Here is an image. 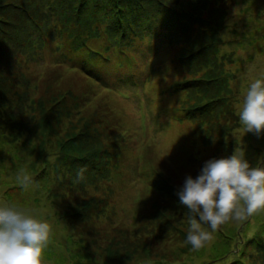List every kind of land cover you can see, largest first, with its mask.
<instances>
[{"label": "rangeland", "instance_id": "obj_1", "mask_svg": "<svg viewBox=\"0 0 264 264\" xmlns=\"http://www.w3.org/2000/svg\"><path fill=\"white\" fill-rule=\"evenodd\" d=\"M152 1L149 25L122 45L86 32L80 45L51 0L0 1L12 4L6 22L20 21L19 7L43 12L24 29L57 28L60 44L46 49V34L34 50L42 59L30 61L0 39V56L15 63L2 102L12 66L0 57V203L50 225L41 264H264V210L229 220L193 251L176 195L209 159L244 146L250 165L264 158V133L244 132L238 116L248 86L264 79V0ZM4 118L28 128L2 129Z\"/></svg>", "mask_w": 264, "mask_h": 264}, {"label": "clouds", "instance_id": "obj_2", "mask_svg": "<svg viewBox=\"0 0 264 264\" xmlns=\"http://www.w3.org/2000/svg\"><path fill=\"white\" fill-rule=\"evenodd\" d=\"M238 116L244 132L257 137L264 133V79H256L248 86ZM83 173L81 169L77 174L78 181L84 178ZM18 182L27 189L33 181L25 175ZM176 195L187 209L186 243L198 251L229 220L243 222L264 210V158H258L252 166L241 150L209 159L195 178L185 176ZM49 234L47 222L15 205L0 203V264H41Z\"/></svg>", "mask_w": 264, "mask_h": 264}, {"label": "trees", "instance_id": "obj_3", "mask_svg": "<svg viewBox=\"0 0 264 264\" xmlns=\"http://www.w3.org/2000/svg\"><path fill=\"white\" fill-rule=\"evenodd\" d=\"M51 1L53 2L54 8V10L51 11V15L56 18H63V23L68 22L75 25L73 29H69V35L73 38V40H78L80 45L84 44V40L80 37L81 33L83 32L92 35L107 33L110 36H113L115 40L121 42V45L123 39L124 41L128 42L129 38L135 37L139 33H143L145 28L149 25L148 23L150 22H146L144 16L147 13H151L148 6L153 2L152 0ZM11 6L12 4L9 3H0V39L5 41L3 42L5 46H7V43L9 42V44L20 51L21 54H23L22 56H26V54H28L30 61H32L38 54L40 59H42L43 52L34 50L38 47L43 46V39L46 34L53 35V42L50 45H59V42H57V38L59 37V31H57V28L54 31V34L50 33L53 32V30L50 28H47V32H39L34 26H29L28 28L24 29V24L26 22L33 21L34 19L40 20V18L43 16V12H38V10L36 9L26 11L25 7H19L16 9V11H13V15H17L20 18V21L18 23H10L4 21L3 17L12 15L11 13H7ZM164 8L169 12H174L169 6L167 7L164 5ZM219 11L222 12V9H218L217 13ZM136 13L141 14V17L136 18ZM226 15L227 10H224L222 15L220 16L219 23H225ZM168 21L169 20H166L165 18V20L160 21L159 25H161L162 23L166 24ZM249 34L250 32L244 35ZM1 59L7 66H12L11 68L6 67L4 69V75H2V102H4L6 100V95L8 94V90L6 89V82L8 80L6 81L4 79H7V73L9 74L14 69L15 63H13L12 65L11 63H8L3 57H1ZM9 76L10 75H8V77ZM15 93L12 94V97H14ZM218 100L222 101L221 98ZM37 107L40 109V106L37 105ZM14 108L17 113L23 112L21 110V106L20 109H18V104H16ZM6 112H12V109L7 108ZM25 124L26 122L22 123L18 119L10 120L9 118H4V124L2 126L5 128L2 129L8 130L9 128H16L17 133H21V131H24L26 128H28V125ZM249 147L250 146H247V148H245L244 146L242 150H248ZM96 157L97 154H94L90 158L94 159ZM78 162H84L85 164H88L86 163L87 156L82 160H79ZM92 169H96L94 164H92ZM249 242H254V239L252 238L251 240H249Z\"/></svg>", "mask_w": 264, "mask_h": 264}]
</instances>
